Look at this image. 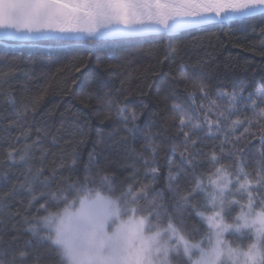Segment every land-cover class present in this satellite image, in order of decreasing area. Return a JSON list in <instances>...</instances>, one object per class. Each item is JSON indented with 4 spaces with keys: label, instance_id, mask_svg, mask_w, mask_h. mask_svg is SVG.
Here are the masks:
<instances>
[{
    "label": "snow or ice",
    "instance_id": "6c2138e0",
    "mask_svg": "<svg viewBox=\"0 0 264 264\" xmlns=\"http://www.w3.org/2000/svg\"><path fill=\"white\" fill-rule=\"evenodd\" d=\"M258 16L264 0H0V40L102 47ZM257 34L264 49V26ZM116 66L113 58L100 68ZM0 70V264H42L44 253L55 264H264V81L216 88L208 74L184 69L161 86L158 128L151 97L129 104L123 82L113 92L91 79L81 102L102 104L103 119L115 122L97 142L120 133V167L132 169L121 177L95 149L83 160L87 123L70 131L62 118L54 129L37 114L47 88L4 94L21 70L15 58L0 56ZM177 141L179 161L165 172L162 151Z\"/></svg>",
    "mask_w": 264,
    "mask_h": 264
},
{
    "label": "trees",
    "instance_id": "16d2710c",
    "mask_svg": "<svg viewBox=\"0 0 264 264\" xmlns=\"http://www.w3.org/2000/svg\"><path fill=\"white\" fill-rule=\"evenodd\" d=\"M250 25L256 26V33L250 30ZM261 26H264V16L247 19L239 24L233 23L231 26H206L172 36L110 43L102 47L86 44L59 47L51 43L23 47L14 41L0 42V56L15 58L21 67L9 84L3 86V92L6 95L12 91L20 99L22 93L33 94L38 89L47 88V95L40 103L37 114H44L54 129L60 125L62 118L70 131L76 128L73 121L78 124L87 123L90 134L85 135L84 143L79 147L83 160L86 161L88 153L95 149L101 163L123 177L132 169L120 167L125 163L122 159L124 153L120 133L105 144L97 142L100 133L112 130L115 122L103 119L102 104L93 101L86 106L81 102L88 82L95 77H102L107 85L106 90L113 92L120 90L123 82L125 93L121 99L126 95L124 102L129 104H137L139 99L148 100L151 97L148 112H159L156 117L159 128L164 123L161 117L167 111L164 105L158 106L156 103L158 95L163 91L161 86L176 84L182 79L184 69L193 75L208 74L216 88L238 90L249 82L252 89L258 87L264 81V49L261 48L257 34ZM113 58L119 60L120 66L102 72L100 65L112 62ZM77 66L81 67L80 72L75 71ZM74 79L75 84L72 83ZM142 91L145 93L143 97L140 95ZM184 95L181 93L182 99ZM3 107H7L6 103ZM167 123L172 122L169 120ZM5 135L0 128V147L4 146ZM167 135H171L170 127ZM60 136L68 139L69 133L62 130ZM78 139L80 136L77 133L72 137L73 143ZM136 146L139 148V141ZM179 151L178 141L172 147L163 149L165 172L171 166V161H179ZM139 175L142 176V169ZM163 186L164 181L161 180L158 187ZM5 232V239H8L11 233L7 227ZM56 259L51 253H44L42 264H55Z\"/></svg>",
    "mask_w": 264,
    "mask_h": 264
},
{
    "label": "water",
    "instance_id": "95a60500",
    "mask_svg": "<svg viewBox=\"0 0 264 264\" xmlns=\"http://www.w3.org/2000/svg\"><path fill=\"white\" fill-rule=\"evenodd\" d=\"M0 42H7V41L0 40Z\"/></svg>",
    "mask_w": 264,
    "mask_h": 264
}]
</instances>
